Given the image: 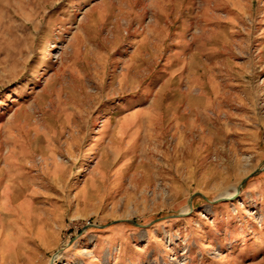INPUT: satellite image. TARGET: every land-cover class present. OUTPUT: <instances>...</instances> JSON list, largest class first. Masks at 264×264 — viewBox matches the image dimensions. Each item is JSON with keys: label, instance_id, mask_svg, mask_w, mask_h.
<instances>
[{"label": "rangeland", "instance_id": "rangeland-1", "mask_svg": "<svg viewBox=\"0 0 264 264\" xmlns=\"http://www.w3.org/2000/svg\"><path fill=\"white\" fill-rule=\"evenodd\" d=\"M0 264H264V0H0Z\"/></svg>", "mask_w": 264, "mask_h": 264}, {"label": "water", "instance_id": "water-1", "mask_svg": "<svg viewBox=\"0 0 264 264\" xmlns=\"http://www.w3.org/2000/svg\"><path fill=\"white\" fill-rule=\"evenodd\" d=\"M239 192V187L236 189V193H235V195L237 194ZM235 195H233V196H231V197H223V199H226V198H228V199H233L234 197H235ZM53 262V261H52Z\"/></svg>", "mask_w": 264, "mask_h": 264}, {"label": "bare ground", "instance_id": "bare-ground-1", "mask_svg": "<svg viewBox=\"0 0 264 264\" xmlns=\"http://www.w3.org/2000/svg\"><path fill=\"white\" fill-rule=\"evenodd\" d=\"M228 194H226L225 196L227 197ZM189 257V256H188Z\"/></svg>", "mask_w": 264, "mask_h": 264}]
</instances>
